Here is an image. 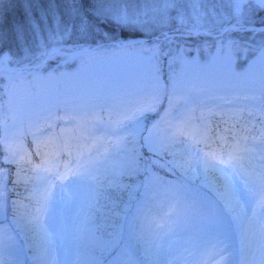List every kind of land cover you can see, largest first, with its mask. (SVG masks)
Wrapping results in <instances>:
<instances>
[{"label":"snow or ice","instance_id":"obj_1","mask_svg":"<svg viewBox=\"0 0 264 264\" xmlns=\"http://www.w3.org/2000/svg\"><path fill=\"white\" fill-rule=\"evenodd\" d=\"M24 3L31 44L20 25L14 29L20 55L4 50L0 31V84L9 77L8 91L0 88V219L9 180L31 193H18L11 230L0 228V264H8L11 231L38 235L35 258L47 264L57 251L69 264H100L113 253L112 264H132L126 235L148 243L164 264H264V23L255 19L264 0ZM233 32L250 33L251 43L225 41ZM201 36L213 37V62H220L210 79L189 71L199 60L177 39ZM105 51L132 57L146 72L90 79L54 108L29 119L18 115L13 79L46 71L49 61ZM239 54L247 66L237 70ZM165 102L164 117L151 130L143 127L141 117ZM29 137L34 151L24 143ZM161 171L179 175L169 181ZM196 176L201 185L193 183ZM205 184L216 198L202 193ZM56 204L78 206L71 229L58 219ZM65 235L73 247L57 249Z\"/></svg>","mask_w":264,"mask_h":264},{"label":"rangeland","instance_id":"obj_2","mask_svg":"<svg viewBox=\"0 0 264 264\" xmlns=\"http://www.w3.org/2000/svg\"><path fill=\"white\" fill-rule=\"evenodd\" d=\"M209 8H212L213 5L208 4L206 5ZM87 7V4H86ZM218 9H227V5H216ZM255 19L257 26H260L261 23L259 21L264 22V12H257L255 14ZM232 38V37H230ZM213 37H209L205 41L212 40ZM225 41L228 40L227 36L224 37ZM233 39H239L244 42L251 43L250 41H246L245 38L236 37ZM32 37L31 32L28 29L27 25L24 26V43L31 44ZM257 42H259V37L257 38ZM204 42L202 41L196 43L194 41H187L185 47L190 48L188 55L190 57H195L199 60L200 67L193 68L189 71L195 72L200 74L204 78H211L220 70V62L216 61L213 62V58L217 55L215 45H211L210 48L204 46ZM208 44V42H207ZM205 44V45H207ZM255 46V45H253ZM200 49L199 55L197 54L196 49ZM3 49L4 50H11L13 53L20 55V42L17 40L16 36L13 37L12 42L4 43L3 42ZM107 52V51H105ZM103 53V52H101ZM241 55V59L235 64L234 67L237 70H240V65H244L245 57L243 54ZM253 58L252 54L249 53L247 55V59L251 60ZM146 72L141 65L134 62L132 57L130 56H122L120 53L111 52V54H105V56H96L91 57L90 59H83L80 63L76 64L70 73H66L64 71L61 72L59 76H55L52 71L49 69L46 72H40L38 78H23L21 80L14 79L11 81L14 92V102L16 108L18 109V115L22 119H29L34 118V113H38L42 107L54 108L57 102H63L67 99V94L79 88L83 83L87 82L90 79H103L108 76L112 75H143ZM41 75L43 78H41ZM36 80V81H35ZM9 85V77L6 74L3 83L0 84V88H3L5 92L8 91ZM57 85V86H56ZM9 100L8 95L3 96V102L7 105ZM142 126L148 127V123L144 122L142 119ZM151 130V129H150ZM149 134V132H148ZM147 134V135H148ZM63 162L62 164H65ZM198 177V178H197ZM199 183H202L201 178L199 176L195 177ZM211 176H208V180L211 181ZM218 188V185H217ZM57 217L60 220H64L66 224H68L69 229H71L72 221L75 219L76 213L79 211L78 206H71L66 208L64 205L56 204L53 206ZM52 209L49 210L48 213L44 214L42 217L47 225L48 217L51 215ZM65 217L67 219L65 220ZM1 225V224H0ZM1 228V226H0ZM3 229V228H2ZM70 235H65L63 238L57 239L55 241V246L57 249L68 250L72 246ZM144 241V240H143ZM143 249L138 251L140 254H133L132 249L131 257H132V264H145L146 261H149L153 264H164L163 259L157 255L156 250L149 247V244L144 241L142 243ZM141 245V246H142ZM20 249L16 245H12L11 249L6 250V255H12V260L15 262L17 259H21ZM58 256H61L59 251L56 252ZM55 253V256H56ZM140 255L142 257H140ZM153 260V262H152ZM60 261V262H59ZM69 264V261L64 260V258L57 257L55 258V262L53 264ZM76 264H78L76 262ZM109 264H112V258ZM215 264V262H213Z\"/></svg>","mask_w":264,"mask_h":264},{"label":"trees","instance_id":"obj_3","mask_svg":"<svg viewBox=\"0 0 264 264\" xmlns=\"http://www.w3.org/2000/svg\"><path fill=\"white\" fill-rule=\"evenodd\" d=\"M41 5L44 7H47V0H41ZM40 5H33V8H37ZM86 7V4H85ZM27 8V4L24 3V0H0V31H2L4 33V43H9L12 42L13 37L16 36V32L14 31V29L17 26L23 25V27L26 24V19H25V9ZM258 23V22H256ZM259 23H264L263 21H259ZM225 36H227V38L229 39L230 37L232 38H236V37H240V38H245L246 41L247 38L250 36V33H237V32H233V33H226ZM224 36V37H225ZM178 41H194L196 43L202 41V43L206 40L209 39V37H178L177 38ZM208 44L204 46L207 48H210L211 45H213V39L207 41ZM112 51H107V52H99L96 53L95 55H85L83 57V59H90L91 57H96V56H105V54L109 55L111 54ZM115 53V52H114ZM83 59H76V60H69L67 63H61L59 65H57V63L53 62V61H49V64L51 65L49 69V71L51 70L52 73L57 77L59 76V74L64 71H66V73H70L72 71V69L74 68V66L78 63H80ZM239 60L235 61V64L238 62ZM238 65V63H237ZM47 69V70H48ZM40 72H46L44 70L38 71L35 76L33 78H38ZM41 78H43V76L41 75ZM23 79V78H22ZM14 80V79H13ZM21 80V79H19ZM36 81V80H35ZM57 86V85H56ZM167 108V103H163L162 105H160L157 110L155 112H146L144 114V116L142 117V119H144L145 123H148V127H145L147 129H152L153 125L156 124L157 122H159L161 120L162 117H164L165 115V109ZM59 123V122H57ZM41 127H43L44 125L41 124ZM222 126V125H221ZM60 127H63L62 124H60L59 127H57L55 129V131H59ZM148 131H144L143 135L147 136ZM42 139L47 140L48 137L45 136ZM24 143L27 145V148L29 151H34V145L32 144L31 138L29 137L27 140L24 141ZM47 151V149H46ZM33 161L35 163H39L41 161V157H37V156H33L32 157ZM60 163L61 165H63V162H66L67 155L66 154H61L60 157ZM5 167H8L7 165H5ZM14 170V169H13ZM159 175L165 179V180H169V181H174L177 179V176L179 175V173H177V175H173L172 173H164V172H160ZM198 178V177H197ZM193 183L197 184V185H201V183H199V181L194 177ZM7 188L10 189V191H6L5 192V198L7 200V204L5 207V212H4V216L6 217V219H0V226L1 228H3L4 230H11L12 227V223L14 220V209H13V201H16L18 199V193L19 194H23L25 197L30 195L31 193V189H29V191H25V188L23 186L17 187V188H13L11 180H9L8 184H7ZM101 191H103V189H101ZM201 191L202 193L207 196L208 198H216L217 197V192L213 190V188L210 185H202L201 187ZM25 204L29 203L28 199L24 200ZM221 204L223 203V201L220 202ZM11 235L14 238V245L18 246L20 251V255L21 259H17L15 262H13L12 260V255H7L9 257L8 260V264H47V262L45 261H40L37 260L35 257L37 256L38 253V249L40 248L41 245V240L40 237L38 235H35L31 232L25 234L23 232H21L20 235H17V232L15 231H11ZM97 235H100V233H97ZM104 239H107V237H103ZM72 243V247L74 245V241L71 240ZM125 243L128 244L130 246V249H132L133 254H140L138 253V251H141L143 249V245L142 243H144L143 240L137 241L134 238L128 237L126 235V239H125ZM142 245V246H141ZM98 254V252L96 253ZM114 255V253L112 255H109L105 258H103L100 261V264H109V262L111 261L112 256ZM57 257H61L58 256V254L56 253ZM140 257H142L140 255ZM55 262V260L52 262V264ZM60 262V261H59ZM153 262V260H152ZM78 264H90L89 261L84 260V261H79L77 262ZM57 264V263H56ZM145 264H153L149 261H146Z\"/></svg>","mask_w":264,"mask_h":264}]
</instances>
